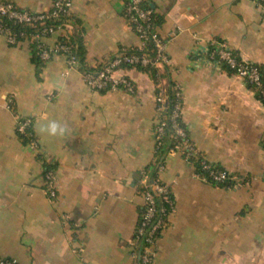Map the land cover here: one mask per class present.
<instances>
[{
  "label": "crops",
  "instance_id": "obj_1",
  "mask_svg": "<svg viewBox=\"0 0 264 264\" xmlns=\"http://www.w3.org/2000/svg\"><path fill=\"white\" fill-rule=\"evenodd\" d=\"M13 1L43 11L53 0ZM147 1L163 17L158 31L168 39L169 76L181 87L190 139L235 185L199 178L178 152L158 158V85L147 72L118 69L133 93L92 90L62 55L38 75L29 43L10 45L0 35L2 256L20 264H140L132 243L141 174L160 162L174 210L153 264H264V102L209 52L218 39L264 67V0ZM124 13L123 0H73L71 31L83 36L88 67L140 45ZM24 117L33 119L40 154L17 131ZM45 164L56 177L55 198L44 184Z\"/></svg>",
  "mask_w": 264,
  "mask_h": 264
},
{
  "label": "built area",
  "instance_id": "obj_2",
  "mask_svg": "<svg viewBox=\"0 0 264 264\" xmlns=\"http://www.w3.org/2000/svg\"><path fill=\"white\" fill-rule=\"evenodd\" d=\"M145 0H131L126 4L127 11L131 13L133 21L137 23V34L140 39V45H143L145 39L148 37V29L145 27L149 23L150 13L149 9L143 7L142 3ZM73 0H53L51 8L43 11H10L9 15L12 18H15L16 21L26 22L31 24L35 21L43 23L46 19L51 17H59L61 14H67L71 11ZM264 8V3H262ZM12 9V4L3 3L0 5V12L6 13ZM70 28V29H69ZM60 29H69V33H72L71 23H67L65 28L58 27L45 28L42 33L33 34L31 39H37L38 47L40 49V57L45 60H50L55 55H62L65 57L66 62L70 68L78 69V62L76 58L71 55V47L63 43L60 39L56 41L53 45H48L46 40L55 34ZM49 34V35H48ZM0 35L3 36L10 45H17L23 42L30 43V37L26 34H21V39H17V36L12 33L8 28L0 24ZM151 39L155 43V48L157 50V58L153 61V64L156 65H169L170 59L167 54V44L168 39L162 36L158 29L151 33ZM212 44L216 46L210 54V59L213 62H216L220 65V60L225 61L231 67L235 68V73L241 77L245 82L253 84L257 89L260 90L261 94L264 96V81L261 77L259 68L252 62L238 59L233 55L231 47L226 42H221L218 40H213ZM127 61L129 63L140 62L142 64L150 63V59L146 56H125L123 59L121 56L116 57L109 65L105 68L99 70L97 73H86L84 75V80L89 88L92 90H99L106 86L110 87V91H117L119 89H124L129 92H134V85L126 76H116L118 71V65L121 61ZM176 88L178 89L177 94H181V87L177 84ZM166 104V98L163 93L157 97V106H156V127H155V153L158 158L170 153L178 152L189 164V156L195 155L198 152V149L190 143V140L187 138L185 129L180 125L177 118L180 117V112H182L181 106L177 103L175 109L172 113L171 119L173 122V128L175 133L184 139L181 142H172L164 144L163 135H164V120L159 116L161 111L164 109ZM33 119L31 117L19 118L17 120V131L21 134H28L30 136L29 145L35 150L36 154H40L41 150L38 146V142L35 138L33 129H32ZM31 128V131H28ZM165 146L162 148V146ZM162 148V149H161ZM204 168L210 169V176L215 180L222 181L225 179V174L221 171L211 169V165L207 160L203 161ZM192 165V164H191ZM193 166V165H192ZM156 171V175L153 174V171ZM163 170V165L157 163L154 168L148 170H143L141 174V183L143 187V205L145 207V212L140 220L139 226L135 231V239L132 243L133 253L139 255L140 264H153L154 257L156 253V244L159 239L157 233L162 230L165 225V220L161 217H156L158 212L164 214L166 219L169 220L171 212L174 210V203L169 212H165L164 208L160 205L161 202L167 201L170 202L168 187L162 182L160 178V173ZM196 174V173H195ZM197 175V174H196ZM198 176V175H197ZM54 171L48 170L43 172V180L46 186L48 195L52 198L57 196L56 191V182H55ZM0 264H20L14 258L4 257L0 254Z\"/></svg>",
  "mask_w": 264,
  "mask_h": 264
},
{
  "label": "trees",
  "instance_id": "obj_3",
  "mask_svg": "<svg viewBox=\"0 0 264 264\" xmlns=\"http://www.w3.org/2000/svg\"><path fill=\"white\" fill-rule=\"evenodd\" d=\"M125 3V17L128 22V24L135 30H137V23L133 21L131 17V13L127 11L126 4H128L131 0H123ZM53 2V1H52ZM3 3H9L12 4V9L9 10L6 13H1L0 12V24L6 28H8L12 33H14L17 36V39H21V34H26L30 37V49L32 53V60L36 65V72L38 75H40L44 65L49 61L42 59L40 57V49L38 47L37 39H31V36L33 34H39L42 33V31L45 28H53L56 29L58 27L65 28L67 23H76L78 22L73 15L71 14V11L67 14H61L59 17H51L46 19L43 23H40L39 21H35L31 24H28L26 22H19L16 21L15 18L10 17L9 13L12 10H17V11H23L27 10L32 12L33 10L28 9V8H23L19 6L17 3H15L13 0H0V5ZM143 7L146 9H149L151 11L150 13V20L149 23L145 25V27L148 29V37L145 39L143 45L137 46V47H130V48H123L120 50L119 54L115 57H113L111 60L108 62L101 64L97 68H90L86 64L85 57H86V47L84 44L83 36L80 31H75L73 33L67 34L63 37L60 38V40L69 45L71 47V55H73L77 62H78V69L82 72L83 75L86 73H92L95 74L99 70L105 68L107 65H109L116 57L121 56H132V55H137V56H146L147 58L150 59V63L148 64H142L140 62L137 63H129L127 61H121V63L118 65L117 68H137L142 71L147 72L151 78L154 80V82L158 85L157 89V94L160 95L161 93L164 94L166 98V104L164 106V109L161 111L159 116L164 120V135H163V143L168 144L170 143L172 145V142H181L184 138L177 135L175 133V130L173 128V122L171 119L172 113L175 109L176 104L178 103L181 108L183 106V95L182 91L181 94L178 95V89L176 88L177 82L174 81L172 78L169 76V66L168 65H156L153 64L152 62L156 60L157 58V50L155 48V43L151 39V33H153L155 30H157L161 24L163 23V17L159 15L150 5V3L145 0L142 3ZM51 8V7H50ZM137 33V32H136ZM49 35V34H48ZM138 35V34H137ZM218 40V39H217ZM221 41V40H218ZM223 42V41H221ZM215 45L210 46V53H212L214 50H216ZM233 55L238 59V61H241V57L238 55L236 51L232 49ZM220 66L222 69L225 71L234 74L235 73V68L231 67L228 63H226L223 60H220ZM260 70L261 77L264 81V67H262L259 64L254 63ZM167 79V83L164 85L163 80ZM248 86L252 88L257 97L264 102V96L261 94L260 90L257 89L253 84L248 83ZM110 87L106 86L102 89H99L98 91L100 92H106L110 91ZM157 95V96H158ZM178 122L182 127L185 129L187 138L190 140V143L192 145L193 142L190 139L189 133L187 131V128L184 124L183 118H182V112H180V117L177 118ZM31 131V128L28 130ZM20 134L21 139L23 140L24 143H30V136L28 134ZM195 146V145H194ZM165 146L163 145L162 148ZM196 147V146H195ZM161 148V149H162ZM207 160L204 153L201 151H198L195 155L189 156V161L194 167L195 173L198 175L199 178H202L214 185L220 186V187H233L235 185V182L232 180V175L226 171L221 165L213 162H209L211 165V169H215L218 171H221L225 174V179L222 181L215 180L213 177L210 176V169L204 168V163L203 161ZM160 163V162H158ZM161 164V163H160ZM45 169L44 171H48L49 167H47V164L44 165ZM150 168H146L145 170H148ZM153 174L156 175V171H153ZM169 198L170 202L163 201L161 202L162 208H164L165 212H169L171 210V207L174 203V198L172 193L170 192L169 188ZM141 194H143V187L141 186L140 188ZM145 212V207L142 205L139 209V221L137 223L136 229L139 226L140 220L142 219L143 215ZM156 217H161L163 220H165V225L162 230H166L170 224V221L166 219V216L164 214H161V212H158ZM136 231V230H135ZM162 235L161 230L157 233V237H160Z\"/></svg>",
  "mask_w": 264,
  "mask_h": 264
}]
</instances>
